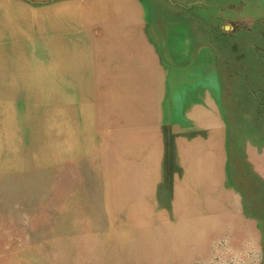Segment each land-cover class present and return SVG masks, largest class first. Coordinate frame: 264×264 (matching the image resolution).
<instances>
[{"label":"rangeland","instance_id":"374dc122","mask_svg":"<svg viewBox=\"0 0 264 264\" xmlns=\"http://www.w3.org/2000/svg\"><path fill=\"white\" fill-rule=\"evenodd\" d=\"M87 1L0 0V61L4 56L14 59L12 55L24 47L46 50L45 39L75 37L86 28L102 38L106 21L100 20L91 28L80 16ZM142 6L148 13L155 12L162 27L168 24L188 33L195 52L205 49L204 45L211 47L204 52L208 71L219 88L226 126V184L211 193L210 201L189 206L192 210L181 214L173 229L161 228L157 214L142 211V205H125L110 213L104 191L115 175L106 173L98 162L109 154L113 158L119 154L120 147L109 141L119 138L122 131H141L142 125L135 119L125 125L126 119L135 118L136 110H128L123 103L131 95L127 89L135 87L132 95L137 96L142 81L139 78L133 85H116L125 89L119 105L108 98L107 85L91 77V70L96 69L94 61H81L76 71L80 93L70 89L68 79H60L56 89H46V97L59 100L64 93L62 103L78 107L81 99L102 97V108L94 101L93 139L75 157L66 156L46 168L36 160L38 151L48 145L47 137L38 130L43 129L44 117L31 112L27 121L33 122L38 135L22 139L26 164L0 171V264H264V0H129L125 9L141 12ZM55 9L66 13L69 21L65 25L59 17L52 22ZM83 9L94 11L92 6ZM92 44L81 51L85 55L80 59L114 51L112 45L94 50ZM36 62L49 66L43 55ZM131 72L138 75L133 69ZM3 80L9 82L8 77ZM39 80L35 76L31 86ZM84 85L87 91H83ZM66 139L63 136L62 141ZM130 163L142 165L135 159ZM89 167L98 171V190L90 187L83 189L84 193L101 199L95 207L99 218L92 223L93 235L65 223L62 201L48 198L58 190L66 201L74 180L77 184ZM47 170L54 174L49 177ZM51 178L53 189H43V182ZM20 180H26V186L13 187ZM69 197L82 199L81 194ZM79 208L84 209L78 206L73 210L81 213Z\"/></svg>","mask_w":264,"mask_h":264},{"label":"crops","instance_id":"0c3cea01","mask_svg":"<svg viewBox=\"0 0 264 264\" xmlns=\"http://www.w3.org/2000/svg\"><path fill=\"white\" fill-rule=\"evenodd\" d=\"M96 1L82 4L80 16L91 28L106 21L104 36L96 38L86 28L75 37L87 38L94 50L113 46L114 51L94 53L96 69L91 70L97 83L107 85L109 99L124 97L125 89L114 90L120 82L133 85L141 79L138 95L132 92L129 96L142 102L139 110L133 109L135 117L142 116V146L150 144L156 153L136 165L142 171L138 196L142 194V211L151 206L163 223L160 227L173 229L181 214L192 210L189 206L210 201L211 193L226 184V126L219 88L208 71L204 52L211 47L204 45L205 49L195 52L188 33L168 24L162 27L155 12L148 13L146 6L141 12L126 11L129 0ZM90 5L94 10L88 11L91 15L83 11V6ZM121 7L124 9L118 12ZM108 15L111 17L106 19ZM132 69L138 75L132 74ZM146 160L153 165L148 171ZM149 196L156 197L154 203Z\"/></svg>","mask_w":264,"mask_h":264},{"label":"bare ground","instance_id":"6f19581e","mask_svg":"<svg viewBox=\"0 0 264 264\" xmlns=\"http://www.w3.org/2000/svg\"><path fill=\"white\" fill-rule=\"evenodd\" d=\"M88 13L90 14V12ZM56 18L62 20L61 25H65V23L69 21L66 13L58 9L54 10V17L51 19L52 22H54ZM45 41L47 44L46 50L31 51L24 47L17 50L14 55H12L14 59H9L4 56L0 61L1 172H6L9 168L15 170L26 164L25 160L28 156L21 151L22 139H35L38 135V132H35L36 128L33 127V122L27 121L28 118L31 117V112L33 110L44 117V122L42 123L43 129L38 130L41 131L44 137H47L48 145L42 151H38L39 154H37L36 160L38 163L46 166V168H50V165H54L66 156L75 157L86 149L88 142L90 143L93 139L92 128L95 123V112L93 111L94 104L96 103L102 108V97L93 96V101H90L87 97L81 99L78 104L80 108L77 104H63L62 100L64 99V93L61 97L58 96L59 100H54L53 97H46V89H56L58 87L56 82L60 79L63 81L68 79L70 81L69 84H71V88H69L73 90L75 94L78 92L80 93L81 88H78L79 80L76 71L81 61L87 62L88 64L92 62V57L80 59L82 55H85L81 53V51L88 47L90 43L86 42L83 37L80 39L78 37L67 36L48 38L45 39ZM51 48L53 50H51ZM42 55L46 57L49 66L36 62ZM3 64H5L4 67L2 66ZM35 76H38L40 80L37 85L31 86V80ZM5 77L9 78V82H4L3 78ZM134 88L135 87L132 89L128 88L127 92H135L136 89ZM63 89L65 90V88ZM114 90L117 93L122 89ZM83 91H87L85 85L83 86ZM115 101L119 104L118 99ZM123 105L129 110H133L134 108L139 110V108L142 107V102L140 99L130 97L126 99ZM76 109L80 110L78 113L79 115L73 113ZM148 116L150 115L148 114ZM133 119L136 120V124H140L142 116L137 115L135 118L126 119L124 122L125 125H130V121ZM124 131L118 136L119 138L109 141L110 145L114 144L115 147H120V151H118L119 154L115 155V158L112 157V154H109L105 160L98 162V165L103 166L106 173L115 175V178L108 181L110 184L104 191L106 197L105 207L110 213L118 212L119 209L125 205H142V194L141 197L138 196L140 194L139 190H142L139 182V179H142V171H140L136 165H132L130 159H135L136 162L144 161L143 158L149 157L152 153H156L154 149L151 148L152 145L144 144L142 146L141 131ZM144 135H146L147 140L150 138L148 134ZM63 136L67 137L64 141H62ZM94 155L95 153L92 152L91 156ZM33 158L34 156H32L31 159ZM93 160L96 161L95 158H93ZM146 161V170L148 171L153 168V165H150L151 162L148 160ZM89 170L88 173L82 175L81 180L78 181L77 184H75L76 179L74 180V188L76 189V187L79 186L78 191L74 190V188L73 190L71 189V192L66 194V196H68L66 198L67 200L65 199L66 201H64L63 192H58V190H55L48 198L51 201L54 199L62 201V218L65 223L72 224V228L74 229L81 228L80 230L82 231L89 230L88 234L90 233L93 235L95 232L93 231L94 228L92 223L99 218L96 216L98 211H96L95 207L100 206L101 199L99 197L94 198L85 195L84 193L85 190L83 189H88L90 187L98 190V184L96 183L98 180V178H96V176H98V171L95 167L94 169L89 167ZM47 171L50 174H48L49 177L54 174V172L50 173V170ZM120 173H122V175ZM25 181L26 180H20L16 182L13 187L23 188L27 183ZM39 183L40 182H38V184ZM52 184V178L45 183L43 182V189H53L51 187ZM72 194L73 197H77L81 194L82 199L69 197ZM149 198L151 202L154 203L156 197L149 196ZM78 206L84 208L83 210L79 208L82 211H80L81 213L73 210ZM147 207L149 209L147 212L154 214L151 206ZM152 207L154 210L157 209L155 205Z\"/></svg>","mask_w":264,"mask_h":264}]
</instances>
